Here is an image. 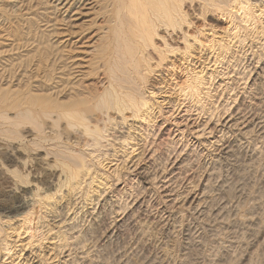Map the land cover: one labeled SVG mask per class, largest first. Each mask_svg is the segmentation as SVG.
I'll return each instance as SVG.
<instances>
[{
  "label": "rangeland",
  "instance_id": "374dc122",
  "mask_svg": "<svg viewBox=\"0 0 264 264\" xmlns=\"http://www.w3.org/2000/svg\"><path fill=\"white\" fill-rule=\"evenodd\" d=\"M56 5L0 0V264H264V0H184L122 114Z\"/></svg>",
  "mask_w": 264,
  "mask_h": 264
},
{
  "label": "bare ground",
  "instance_id": "6f19581e",
  "mask_svg": "<svg viewBox=\"0 0 264 264\" xmlns=\"http://www.w3.org/2000/svg\"><path fill=\"white\" fill-rule=\"evenodd\" d=\"M54 3H57L56 7L63 14H72L71 20L74 23L87 21L91 27H96L95 34L92 36L94 40L96 39V78H99V83L105 86L103 92L96 95V113L105 109L104 113L106 114L110 110L122 114L125 110L136 109L135 111H137L141 106H144L134 96L131 87L133 75H141L144 54L147 48L153 46V39L157 35L158 29L160 27L175 29L181 26L182 21H185L181 7L184 0H54ZM87 28L79 30L77 33H71L67 39L74 40L78 45L81 44L80 49L82 50L91 48V46L95 47V45L89 46V43L88 46L81 43L82 37L91 29ZM92 112V110L84 111L74 108L61 112L58 118L64 120L70 128L82 127L84 133L90 136L92 142L98 146L101 141L99 139H102L103 136V128L99 125L101 123L99 116L96 117L95 128L90 126L92 119L88 120L90 117L87 115ZM68 172H70V168ZM71 178L77 179V173L71 174ZM222 188H224V184L220 187V189ZM225 204L227 203H222L221 207ZM23 208L24 205H20L18 211ZM225 208V206L221 208V211ZM149 262L151 263V261Z\"/></svg>",
  "mask_w": 264,
  "mask_h": 264
}]
</instances>
